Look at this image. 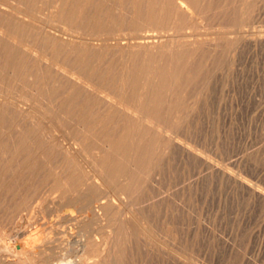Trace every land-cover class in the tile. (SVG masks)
<instances>
[{
    "label": "rangeland",
    "instance_id": "obj_1",
    "mask_svg": "<svg viewBox=\"0 0 264 264\" xmlns=\"http://www.w3.org/2000/svg\"><path fill=\"white\" fill-rule=\"evenodd\" d=\"M178 1L0 0V243L25 220L38 264H264V0Z\"/></svg>",
    "mask_w": 264,
    "mask_h": 264
},
{
    "label": "bare ground",
    "instance_id": "obj_2",
    "mask_svg": "<svg viewBox=\"0 0 264 264\" xmlns=\"http://www.w3.org/2000/svg\"><path fill=\"white\" fill-rule=\"evenodd\" d=\"M181 2H179V4H177L176 5V7L178 6L180 9H182L183 11H186V9H185V7H187L186 5H188V7L189 6H191V4H190V1L189 0H180ZM8 2V1H7ZM172 2V1H171ZM170 2V3H171ZM10 3V2H9ZM134 3V2H133ZM184 3L186 4V5H184ZM171 4H175V3H171ZM2 5H4V4H2ZM14 7H16V6H14ZM150 7V6H149ZM192 7V6H191ZM6 8H7V6H6ZM8 8H10V7H8ZM175 8V6L173 7V8H171V9H174ZM194 8V7H193ZM176 9V8H175ZM0 10L3 12V11H7L4 7H1V5H0ZM188 10H191V8L190 9H188ZM156 12V11H155ZM177 12V11H176ZM188 12H190V11H188ZM4 13V12H3ZM8 13L10 14L11 13V15L12 16H14V17H16V18H20L18 15L19 14H22V12L20 11V10H18V9H16V8H12V10H11V12H9L8 11ZM155 14V13H154ZM189 14V13H188ZM187 14V15H188ZM9 17H10V15H9ZM175 17H177L176 15H175ZM13 19V18H12ZM24 20V19H23ZM191 20V19H190ZM28 21V20H27ZM26 21V23H28ZM44 24V23H43ZM31 25V24H30ZM98 26V25H97ZM106 26V25H105ZM149 26V25H148ZM34 27V26H33ZM2 29H4V28H2ZM2 29H1V31H2ZM142 30V29H141ZM161 30V29H160ZM4 31V30H3ZM43 31L44 32H48L49 33V35L51 34V32H49V30L47 29V28H43ZM42 31V32H43ZM56 32V31H55ZM58 32V31H57ZM129 32V31H128ZM1 33V32H0ZM144 33V32H143ZM146 33V32H145ZM45 34V33H44ZM43 34V35H44ZM63 34V33H62ZM139 34V33H138ZM157 34V33H156ZM3 35L5 36V37H7L9 40H11V41H13V43H20V44H22V42H21V40L19 39V37H17L16 35H13V33H10V32H3ZM98 35V34H97ZM109 35V34H108ZM75 36V35H74ZM95 36V35H94ZM126 36V35H125ZM71 37V36H70ZM84 37V36H83ZM86 37V36H85ZM96 37V36H95ZM99 37V36H98ZM155 37V36H154ZM64 38V37H63ZM67 38V37H66ZM72 38H75V37H72ZM97 38V37H96ZM100 38V37H99ZM129 38V37H128ZM155 38H157V37H155ZM58 39V38H57ZM76 39V38H75ZM101 39H103V38H101ZM139 39H141V40H139ZM153 39V37H151V36H145V37H139V38H134V40L136 41L137 40V42H136V44H146V45H150V44H152V43H156L157 42V40H152ZM162 39V38H161ZM169 39V38H168ZM108 40V39H107ZM118 40V39H117ZM62 41V40H61ZM76 41V40H75ZM84 41V40H83ZM89 41H91V40H89ZM98 41H101V40H98ZM115 41V40H114ZM123 41V40H122ZM160 41V40H159ZM163 41H165V40H163ZM64 42H65V40H64ZM93 42V41H92ZM104 42V41H103ZM118 42V41H117ZM119 42H120V40H119ZM73 43V42H72ZM76 43H78V42H76ZM80 43H81V41H80ZM79 43V44H80ZM102 43V42H101ZM104 43H106V42H104ZM109 43H110V41H109ZM125 42H123L122 44H124ZM128 43V42H127ZM165 43V42H164ZM163 43V44H164ZM26 44H28V43H26ZM57 44V43H56ZM74 44V43H73ZM82 44V43H81ZM103 44V43H102ZM111 44V43H110ZM120 45H121V43H119ZM134 44V43H133ZM162 44V43H161ZM28 45H30V44H28ZM86 45H87V42H86ZM94 45V44H93ZM92 45V46H93ZM105 45V44H104ZM104 45H102V46H104ZM109 45V44H108ZM118 45V44H117ZM23 46V45H22ZM107 46V45H106ZM111 46H114L113 45V43H112V45ZM116 46V45H115ZM119 46V45H118ZM122 46H124V45H122ZM26 47H28V46H26ZM98 46L96 45V48H97ZM101 47V46H100ZM129 47V46H128ZM135 47V46H134ZM133 47V48H134ZM151 47H153V46H151ZM94 48V47H93ZM99 48V47H98ZM102 48V47H101ZM122 48V47H121ZM120 48V49H121ZM136 48V47H135ZM139 48V47H138ZM141 48H142V46H141ZM140 48V49H141ZM145 48V47H144ZM143 48V49H144ZM147 48V47H146ZM161 48V47H160ZM31 49V48H30ZM29 49V50H30ZM131 49V48H130ZM152 49H155V48H152ZM151 49V50H152ZM157 49H158V47H157ZM163 49V48H162ZM164 50V49H163ZM138 51V50H137ZM140 51V50H139ZM156 51V50H155ZM162 51V50H161ZM161 51H160V53H161ZM174 51V50H173ZM158 52V51H157ZM169 52V51H168ZM32 53V52H31ZM159 53V52H158ZM163 53V52H162ZM45 54V53H44ZM63 54H64V51H63ZM152 54H155V53H152ZM126 55V54H125ZM34 56V55H33ZM39 57H41V56H39ZM157 57V56H156ZM155 57V58H156ZM54 59V58H53ZM48 60V59H47ZM51 60V59H50ZM52 61V60H51ZM74 61V60H73ZM46 62V61H45ZM48 63H49V60L47 61ZM59 62H60V60H59ZM67 62V61H66ZM51 64V63H50ZM52 64L53 65H55V67L54 68H57V69H61V70H58V71H61L63 74H66V75H69L70 77H71V79H73L74 80V82L75 83H78V84H82L83 86H84V90H85V86H88V87H91L92 86V89H93V92L95 91V89L93 88V85H90V81L88 82V79L86 78L85 79V77L86 76H83L82 74H80V72L82 71H78L77 70V72H75L76 71V69H74L75 71H73V70H69V69H67L66 67H64V65L62 66V65H60L59 63H57V62H52ZM178 64H179V62H178ZM49 65V64H48ZM47 65V66H48ZM144 65V64H143ZM150 65V64H149ZM166 65H168V64H166ZM66 66H68V65H66ZM89 66H91L90 64H89ZM73 67V66H72ZM166 67V66H165ZM164 67V68H165ZM53 67H52V70L54 69ZM71 68V67H70ZM91 69V68H90ZM147 69V68H146ZM160 69V68H159ZM84 71H85V69H83ZM157 70V69H156ZM57 71V72H58ZM93 71V70H92ZM53 72V71H52ZM56 72V73H57ZM79 72V73H78ZM94 72V71H93ZM92 72V73H93ZM96 72V71H95ZM83 73V72H82ZM53 74V73H52ZM59 74V73H58ZM175 74V73H174ZM178 74V73H177ZM55 75V74H54ZM85 75V74H84ZM91 75H93V74H91ZM153 75V74H152ZM87 76H88V74H87ZM90 76V75H89ZM108 76V75H107ZM147 76V75H146ZM59 77V76H58ZM91 77H93V76H91ZM142 77V76H141ZM156 77H159V76H156ZM166 77V76H165ZM89 78V77H88ZM149 78H151V76L149 77ZM58 79V78H57ZM63 79H65V76H64V78ZM93 79V78H92ZM136 79V78H135ZM143 79H145V78H143ZM153 79V78H152ZM154 79H156L155 77H154ZM66 80V79H65ZM90 80V79H89ZM106 80V79H105ZM109 80V79H108ZM139 80V79H138ZM148 80V79H147ZM72 81V80H71ZM94 81V79L93 80H91V82H93ZM173 81V80H172ZM95 82V81H94ZM98 82V81H97ZM105 82V81H104ZM145 84H146V81H143ZM15 83H16V81H15ZM71 83V82H70ZM72 83H73V81H72ZM75 83H73V86H74V84ZM106 83V82H105ZM172 83V82H171ZM92 84V83H91ZM129 84V83H128ZM160 84V83H159ZM79 86H81V85H79ZM78 85H77V87H79ZM83 86H81V87H83ZM94 86H96V84L94 85ZM97 86H98V83H97ZM96 86V87H97ZM101 87H102V85H101ZM74 88V87H73ZM72 88V89H73ZM87 88V87H86ZM103 88V87H102ZM65 89V88H64ZM75 89L77 90V88H76V86H75ZM83 89V88H82ZM91 89V88H90ZM169 89V88H168ZM172 89V88H171ZM69 90V89H68ZM71 90V89H70ZM123 90V89H122ZM154 90V89H153ZM73 92H75L74 90H72ZM80 91V90H79ZM83 91V90H82ZM87 91V90H86ZM90 91V90H89ZM92 91V90H91ZM90 91V92H91ZM108 91V90H107ZM107 91H106V93H104L105 92V90L103 91V90H100V89H98L97 91H95L96 92V94L97 95H100V96H102V94H104V99H106L107 97H110V94H108L107 93ZM118 91V90H117ZM0 92H2V91H0ZM7 92V91H6ZM71 92V91H70ZM72 93V92H71ZM75 93H77V91L75 92ZM74 93V94H75ZM85 93V92H84ZM87 93H89V92H87ZM118 93H119V91H118ZM96 94L94 95V96H96ZM120 94V93H119ZM5 95V94H4ZM82 95V94H81ZM88 95V94H87ZM123 95V94H122ZM158 95V94H157ZM162 95V94H161ZM171 95V94H170ZM169 94H168V96H170ZM85 96V95H84ZM113 96V95H112ZM118 96V95H117ZM127 96V95H126ZM106 97V98H105ZM8 98V97H7ZM78 98V97H77ZM135 98V97H134ZM100 99H102L101 97H100ZM100 99H99V102H100ZM104 99H102V100H104ZM117 99H118V97H117ZM123 99V98H122ZM140 99V98H139ZM143 99V98H142ZM21 100V99H20ZM101 100V101H102ZM110 100L114 103V104H116V105H119V104H123L124 105V107L128 110V112L130 111L132 114H135V115H139V114H141V112H140V110L139 109H137L136 107L134 108L133 106H129V105H125L123 102H124V99H123V102H121V101H119V100H114V97L113 98H111L110 97ZM138 100V99H137ZM141 100V99H140ZM142 101V100H141ZM5 102V101H4ZM94 102V101H93ZM102 102H104V101H102ZM108 102V101H107ZM126 102H128V101H126ZM138 103V102H137ZM102 104H106V103H102ZM112 105V104H111ZM122 105H120V107H121ZM119 107V106H118ZM119 107V108H120ZM21 108V107H20ZM109 108H112L111 106L109 107ZM122 109H123V107H121ZM121 109V110H122ZM126 109H125V111H126ZM27 110V109H26ZM113 110V109H112ZM117 110V109H116ZM120 110V109H119ZM146 113V112H145ZM128 116H129V114H127ZM142 116H145V115H142ZM34 117V116H33ZM127 117V116H126ZM147 118V117H146ZM5 119V118H4ZM34 119V118H33ZM142 119V118H141ZM143 119H144V117H143ZM126 121V120H125ZM139 121V120H138ZM8 122V121H7ZM39 122H41V123H43L44 125V128H45V126L46 127H48V128H50V127H55V128H53V129H55V131H61L62 129V127L60 126L61 124H59V123H57L56 122V120L55 119H52V118H49V117H46V118H41V119H39ZM151 123L150 124H152L153 126H156V127H158V129H160V125L157 123V122H154V121H150ZM2 123V120L0 119V124ZM4 124V123H3ZM71 124V123H70ZM63 125V124H62ZM130 125H132V124H130ZM151 125V126H152ZM69 126V125H68ZM63 127H65V126H63ZM132 128V127H131ZM21 129V128H20ZM47 129V128H46ZM135 129V128H134ZM64 130V129H63ZM161 130V129H160ZM159 131V130H158ZM51 132L53 133V131L51 130ZM79 132V131H78ZM129 133V132H128ZM160 133V132H159ZM55 134H57V133H55ZM50 135H51V133H50ZM66 135V134H65ZM118 135V134H117ZM136 135V134H135ZM46 136H47V134H46ZM49 136V135H48ZM58 136V135H57ZM60 136V135H59ZM159 136V135H158ZM161 136H162V134H161ZM55 137V136H54ZM140 137H142V136H140ZM50 138V137H49ZM70 138V137H69ZM75 138V137H74ZM86 138H88L87 136H86ZM138 138V137H137ZM151 138V137H150ZM162 138V137H161ZM51 139V138H50ZM56 139V138H55ZM57 139H58V137H57ZM64 139V138H63ZM72 139V138H71ZM76 139V138H75ZM152 139V138H151ZM59 140H61V139H59ZM158 140V139H157ZM161 140V139H160ZM54 141V140H53ZM56 141V140H55ZM54 141V142H55ZM141 141V140H140ZM159 141V140H158ZM162 141H163V139H162ZM51 142V141H50ZM57 143V142H56ZM72 143H73V141H72ZM134 143H136V142H134ZM140 143H142V142H140ZM161 143V142H160ZM55 144V143H54ZM58 144V143H57ZM75 144L76 143H74V146H75ZM157 144V143H156ZM59 145V144H58ZM141 145V144H140ZM150 145V144H149ZM158 145H159V143H158ZM1 146V145H0ZM27 146V145H26ZM65 147V146H64ZM67 147H68V145H67ZM158 147V146H157ZM157 147H155L154 149H156ZM43 148V147H42ZM69 148V147H68ZM71 148V147H70ZM62 149V148H61ZM74 149V151H75V149H77L76 147H74L73 148ZM67 150V149H66ZM3 151V150H2ZM20 151V150H19ZM156 151H158V150H156ZM6 152V151H5ZM27 152V151H26ZM37 152V151H36ZM77 152V151H76ZM105 152H107L106 150H105ZM185 152V151H184ZM71 153V152H70ZM68 154V153H67ZM66 154V155H67ZM195 154V153H194ZM73 155V154H72ZM86 155V154H85ZM197 155V154H196ZM79 156V155H78ZM78 156H76V157H78ZM74 157V156H73ZM113 160V159H112ZM25 162V161H24ZM85 163V162H84ZM132 163V162H131ZM36 164V163H35ZM103 164V163H102ZM97 166V165H96ZM103 166V165H102ZM129 167H131V166H129ZM214 167V166H213ZM101 170V169H100ZM150 171V170H149ZM218 171V170H217ZM216 171V172H217ZM228 171V170H227ZM230 171V170H229ZM130 172V171H129ZM230 174V173H229ZM64 175V174H63ZM128 175V174H127ZM227 175V174H226ZM67 176V175H66ZM23 177V176H22ZM228 177H229V175H228ZM91 179V178H90ZM93 179V178H92ZM99 179V178H98ZM68 180V179H67ZM97 180V179H96ZM245 184V183H244ZM25 189V188H24ZM23 189V190H24ZM7 192V191H6ZM81 193V192H80ZM2 194V193H1ZM1 196V195H0ZM82 197V196H81ZM69 199V198H68ZM105 201V200H104ZM103 202V201H102ZM96 203V202H95ZM101 203V202H100ZM105 203V202H104ZM93 204V203H92ZM97 204H99V202H97ZM103 204V203H102ZM89 205H91V204H89ZM100 205V204H99ZM98 207V206H97ZM36 209V208H35ZM92 210V209H91ZM95 211V210H94ZM24 213V212H23ZM94 213V212H93ZM92 213V214H93ZM99 213H100V211H99ZM99 213H97V214H99ZM22 214V213H21ZM94 215V214H93ZM100 215L101 214H99L98 216L100 217ZM87 217V215L85 216V218ZM173 217V216H172ZM88 218H89V216H88ZM24 219V218H23ZM76 219H78V218H76ZM82 219V218H81ZM80 219V220H81ZM148 219V218H147ZM165 219V218H164ZM20 220V219H19ZM40 220V219H39ZM97 220V219H96ZM142 220V219H141ZM172 220V219H171ZM20 221H22V220H20ZM25 221V220H24ZM23 221V222H24ZM45 221V220H44ZM91 221H93L92 219H91ZM126 221V220H125ZM128 221V220H127ZM144 221V220H143ZM23 222H21L22 224H23ZM27 222V221H26ZM25 222V223H26ZM41 221H39V223H40ZM87 222V221H86ZM89 222H90V220H89ZM21 223H20V225H18V227L16 228V230H15V240L13 241V243H10V244H2V243H0V264H38L39 262H40V260H41V258L42 257H39L40 255H43V253L45 252V249H44V246L41 244V242L39 243V238H38V236H35V235H33V236H35V237H33L32 238V236H30L29 237V229L27 228L28 226H23V225H21ZM82 223H83V221H82ZM91 223V222H90ZM142 223V222H141ZM151 223V222H150ZM16 224V223H15ZM36 224H38V223H36ZM36 224H35V226H36ZM49 224V223H48ZM94 224V223H93ZM96 224H97V222H96ZM12 225V224H11ZM26 225H27V223H26ZM43 225V224H42ZM83 225H85V224H83ZM126 226V225H125ZM9 227V226H8ZM14 227H15V225H14ZM39 227V226H38ZM44 227V226H43ZM79 227H80V225H79ZM93 228V227H92ZM41 229V228H40ZM56 229V228H55ZM63 229V228H62ZM61 229V230H62ZM11 230V229H10ZM39 230V229H38ZM37 230V231H38ZM42 230V229H41ZM14 231V230H13ZM169 231V230H168ZM4 232H6V231H4ZM35 232V231H34ZM44 232V231H43ZM11 233V232H10ZM36 233V232H35ZM38 233V232H37ZM33 234V233H32ZM75 233H73V235H74ZM3 235V234H2ZM66 235V234H65ZM71 236H72V233H71ZM84 236V235H83ZM165 236V235H164ZM47 237H50V236H47ZM182 237V236H181ZM176 238V237H175ZM69 239H71V238H69ZM172 239V238H171ZM11 240H13V239H11ZM18 240H21L22 242L21 243H19V241ZM9 242V241H8ZM10 242H12V241H10ZM66 243V242H65ZM73 243V242H72ZM88 243V242H87ZM82 246L83 247H85V245H83L82 244ZM87 246V245H86ZM78 248V247H77ZM80 249V248H79ZM88 249V248H87ZM51 251V250H50ZM85 251V250H84ZM54 252V251H53ZM69 253V252H68ZM45 254V253H44ZM62 254V253H61ZM64 254V253H63ZM79 254V253H78ZM45 257V256H44ZM44 259V258H43ZM66 260V259H65ZM87 261V260H86ZM85 261V263L84 262H80L79 261V259H78V261H77V259L75 260H69V261H67V262H61V263H59V264H89L88 263V261L86 262ZM47 262V261H46ZM41 264V263H40ZM43 264V263H42ZM94 264V263H93ZM109 264V263H108ZM110 264H111V262H110Z\"/></svg>",
    "mask_w": 264,
    "mask_h": 264
}]
</instances>
